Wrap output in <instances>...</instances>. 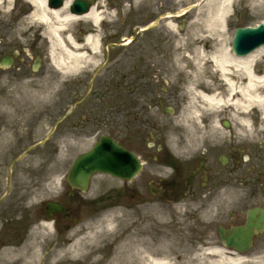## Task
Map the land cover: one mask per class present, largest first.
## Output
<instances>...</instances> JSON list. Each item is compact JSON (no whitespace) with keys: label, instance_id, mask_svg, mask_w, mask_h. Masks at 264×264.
Instances as JSON below:
<instances>
[{"label":"flooded vegetation","instance_id":"flooded-vegetation-1","mask_svg":"<svg viewBox=\"0 0 264 264\" xmlns=\"http://www.w3.org/2000/svg\"><path fill=\"white\" fill-rule=\"evenodd\" d=\"M115 6L119 15L123 11L121 2H115ZM151 43L149 54L142 56L134 67L130 58L126 60L127 86L119 90L125 92L122 98L127 102H122L121 106L131 117L132 110L164 109L167 105L177 112V82L175 87L161 86L170 76V69L176 67L177 56L170 53V41L162 33L154 34ZM26 67V62L20 60L12 68L0 71V264H7L3 252L19 248L38 220L51 217L53 225L64 230L80 216L85 205L93 203L67 185L57 196L48 195V192L57 179L54 159L60 143L71 138L100 137L102 121L106 119L102 117L100 105L92 110L83 103L79 112L70 113L68 103L47 104L50 108L41 110L34 103L21 101L20 94L12 96L15 94L9 91L14 89L13 85L27 77ZM121 67L122 57L115 61V69ZM263 72L264 69L259 73ZM117 74L114 70L113 75ZM140 83L143 86H139ZM116 91L117 88H113L111 93ZM58 122L60 125L43 148L30 150L51 133ZM260 130L257 124L250 139L235 137L194 154H173L156 142L155 152L151 154L145 138L136 154L142 161H153V168L137 183L151 202L207 206L218 222L209 234L220 239V227L228 231L239 228L242 236L251 237L248 248L243 244L237 251H228L238 255L239 264H264V135L257 134ZM126 141V148L133 150V128L129 123H126ZM22 154H39L41 159L22 167V161L18 160ZM47 197L49 201L71 207V215L68 218L61 213L50 216Z\"/></svg>","mask_w":264,"mask_h":264},{"label":"rangeland","instance_id":"rangeland-1","mask_svg":"<svg viewBox=\"0 0 264 264\" xmlns=\"http://www.w3.org/2000/svg\"><path fill=\"white\" fill-rule=\"evenodd\" d=\"M144 1H147L150 12H154L155 16L162 11H166L167 14L177 13L179 15L194 4H198V2L203 3L201 7L206 3H208V7L210 6V0L207 2H204L205 0ZM1 2L3 3L4 0H1ZM98 2L104 9L106 0H98ZM33 10L34 8L24 0H11L10 3L7 2L1 5L0 51H3L1 48L3 47L1 45L2 41L3 44L8 46L10 51L13 49L21 51L22 56L29 60L30 65L33 64L34 59L33 52L30 49H35L36 44L43 51L44 65L41 69L43 77L36 78V80L29 78L19 88V91L31 97L27 101L34 103L37 109H45L49 107L46 106L49 103L67 102L71 104L82 100L98 68L109 65L108 70H110L113 62L108 63V54L116 55L114 57H117V60L120 57L130 58L133 67L142 56L149 54L152 43L149 42L147 35H139L136 42L138 44L133 48L130 44L111 49V44L118 43V41L110 40L116 36V31L110 27L112 21L106 24L107 27L103 25L99 31L94 30V26L90 22L77 24L72 26L70 33L74 36L76 35L78 39L80 38L79 41L81 43L85 36L91 33L93 36L96 34L102 36L104 45L100 53L81 72L68 76L62 75L51 62L52 43L46 39L45 28L41 26L39 21L30 20ZM193 12L191 11L189 15L177 19L179 35H187L191 31L192 23L196 19ZM108 16L114 19V15ZM154 19L152 18L151 21ZM161 22L174 23L175 19L162 20ZM261 23H264V4L254 8L252 0H236L231 15L226 22V32L231 44L237 28L257 26ZM159 30L168 33V29L165 26L160 27ZM107 49H109V52ZM88 55L90 56L91 53L89 52ZM172 72H177V70ZM110 79V73H104L97 77L94 86L107 87L110 84ZM176 79L177 116L164 115L157 108L148 111L144 109L132 111L133 116H128L127 113L129 111L121 106L122 102L126 103L125 98H122L120 94L111 95L107 93L108 91L98 95V97L96 92H92L86 101V105L88 109L92 110L100 105L101 107L103 106L102 111H109V105L111 104L114 108L122 109L123 112H120L122 115L121 119L125 123H129L133 128V144L136 147H140L142 143L140 142L141 137L150 131L149 128H151L153 120L158 117L159 113H161L159 116H161L160 122L163 126L159 127L160 129L163 128L161 135L166 140L167 146L175 152L181 151L188 154L194 151H201L210 143H220L225 140L229 133L219 124V122H223L222 120H229L232 123L233 130L231 134H236L237 137H243V135H240L242 131L247 134L251 132L252 134V125L249 129L242 127L238 124L237 119L230 118L226 113H223L216 119L208 118L201 124L202 129H199V131L203 135L210 133L213 137L210 139L207 137L201 138L196 141L186 140L182 137L184 129L180 126L178 127L181 112L187 102L184 96L185 77L177 76L176 78L168 79L171 86ZM210 81L213 80L210 79ZM167 85L170 86L169 84ZM139 86H143V83H140ZM220 92L223 95L224 89L221 88ZM59 98L60 100H58ZM21 101L25 100L22 99ZM118 109H114L113 113L117 114ZM137 113L140 114V120L136 118L135 114ZM250 118L257 124V119H260L262 128L257 134L259 136L261 134L264 135V113L257 115V112L252 111ZM121 119L113 125L116 129L114 134L123 142H126L124 136L126 131L124 128L121 129L118 124ZM215 121L218 122V126ZM161 135H159V138ZM177 135L180 137L178 140ZM61 144L64 146L62 147L63 154H66V156L70 154L69 162H71L76 155L90 149L93 142H62ZM136 151L140 150L137 148ZM40 156L39 154H30L20 166L28 167V165L34 164L33 161L35 159L39 162ZM54 162L55 177H62L65 172V161L58 163L59 161L54 159ZM151 167V165L147 166L143 176ZM105 193L107 195L103 198L104 201L98 204V210H90L83 221L67 234V238L64 235L55 237L54 232L51 234L43 226L33 229L28 240L29 244L26 246L27 249L23 245L20 251L14 253L18 264H26L30 261L31 255L36 252L42 255L50 254L52 251L75 241L81 243L84 247L69 264H130L131 258L128 259L129 257L136 256L139 258L156 250L168 257L171 260V264H231L226 261L223 262L216 254L207 252L208 249L217 246L211 236L206 237L209 227L216 224L213 221V215L207 212V209H199L201 211L198 213L196 206H170L159 203L139 204L140 202L131 200V196L135 194L133 190H122L119 183L116 184L108 178L97 177L92 183L91 198H97L98 194L104 195ZM122 195H125V197L122 198ZM11 256L13 254L6 256L4 262ZM34 259L29 264H36Z\"/></svg>","mask_w":264,"mask_h":264},{"label":"bare ground","instance_id":"bare-ground-1","mask_svg":"<svg viewBox=\"0 0 264 264\" xmlns=\"http://www.w3.org/2000/svg\"><path fill=\"white\" fill-rule=\"evenodd\" d=\"M25 1L34 8L30 20L39 21L45 28V35L52 43V64L62 75L78 74L100 53L99 34L88 36L83 44L67 35L73 25L82 22H90L98 28L101 23L99 4L88 14L77 17L69 14L73 0H66L58 10L50 9L47 0ZM7 2L11 0H4L3 3L0 0V8ZM235 3L236 0H210L209 7L208 3L201 7L198 2L193 7L196 19L189 34L181 36L177 31V76L185 77L184 96L187 101L178 127L184 129L182 137L188 141L213 137L210 133L203 135L199 131L202 129L201 124L208 118L216 119L226 113L230 118L237 119L240 126L249 128L251 112L257 110L264 113V74L259 76L254 69L264 62V47L245 58L233 55L226 22ZM263 4L264 0H252L254 8ZM221 88L224 89L223 95ZM179 138L177 135V140ZM43 226L50 228L49 224ZM83 247L75 241L50 254L36 252L30 254V261L26 264L33 258L36 264H69ZM207 252L216 254L223 262L239 264V257L224 249L213 248ZM128 259L130 264H171V260L159 250Z\"/></svg>","mask_w":264,"mask_h":264},{"label":"water","instance_id":"water-1","mask_svg":"<svg viewBox=\"0 0 264 264\" xmlns=\"http://www.w3.org/2000/svg\"><path fill=\"white\" fill-rule=\"evenodd\" d=\"M62 2L63 0H50V6L58 8L62 5ZM89 7V2L77 1L72 8V12L84 14L88 12ZM262 45H264V25L256 29H238L234 38L233 50L237 55H247ZM100 151L104 153L98 154ZM139 170L140 165L136 158L127 156L121 147L111 141L101 142L91 154L82 156L76 162L73 170L75 174L72 176L71 183L84 189L86 182L94 172L111 173L115 176L131 178ZM54 209L63 211L62 207L58 205H55Z\"/></svg>","mask_w":264,"mask_h":264}]
</instances>
